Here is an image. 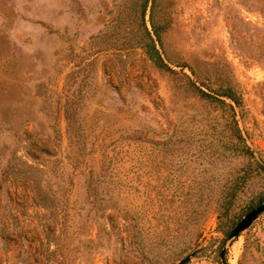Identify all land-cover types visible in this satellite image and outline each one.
<instances>
[{
    "label": "rangeland",
    "instance_id": "1",
    "mask_svg": "<svg viewBox=\"0 0 264 264\" xmlns=\"http://www.w3.org/2000/svg\"><path fill=\"white\" fill-rule=\"evenodd\" d=\"M141 2L0 0V174L19 177L47 220L41 257L5 264H177L198 247L184 264H264V212L231 240L217 230L241 140L264 162V0H154L174 75L136 46ZM174 62L209 85L226 76L240 114L189 92ZM64 94L82 99L67 130ZM263 192L255 173L230 220Z\"/></svg>",
    "mask_w": 264,
    "mask_h": 264
},
{
    "label": "trees",
    "instance_id": "2",
    "mask_svg": "<svg viewBox=\"0 0 264 264\" xmlns=\"http://www.w3.org/2000/svg\"><path fill=\"white\" fill-rule=\"evenodd\" d=\"M148 0H142L140 4V18L139 25L142 29V38L136 42V46L141 47L147 59L152 63L154 68L166 72L167 74H177V72L169 65L167 56L159 50L161 47V36L165 32L166 26L164 22H155L153 19L154 11V0H152L148 11V26L144 21V13L147 7ZM158 47H157V46ZM82 61L77 62L74 66L78 67ZM174 66L179 68H186L189 71V75L181 73L186 79V88L189 92L195 95L199 99L207 100L218 106H224L228 108L233 116L243 108V100L240 91L230 82L224 75H217L215 79L207 84L203 78L200 77L196 68L185 62H174ZM80 67H78L79 69ZM73 72V71H72ZM72 73H68L66 78L71 76ZM66 90L69 88L67 82L64 84ZM79 90L76 89V92ZM76 94V93H75ZM66 95L64 94L62 102L60 104L63 119L66 124V130L78 123V113L81 110L82 102L81 97L77 95ZM230 136L235 139H243L237 126L231 127ZM243 144L239 149V154L244 156L245 163L237 169L236 173L228 180L224 190H222L218 198V221L223 222L225 219L228 223L226 229L217 227V230L223 233L225 236L228 234L230 227L234 224V220H230L229 212L233 206L236 197L239 192L243 189L245 184L255 175V173H263L264 175V162L256 158L252 150L241 140ZM260 200H264V192L255 202L251 201L245 206L244 211L249 210L254 205L258 204ZM221 264H226L225 262Z\"/></svg>",
    "mask_w": 264,
    "mask_h": 264
},
{
    "label": "crops",
    "instance_id": "3",
    "mask_svg": "<svg viewBox=\"0 0 264 264\" xmlns=\"http://www.w3.org/2000/svg\"><path fill=\"white\" fill-rule=\"evenodd\" d=\"M16 178L0 174V264L13 256L35 260L47 243L44 208Z\"/></svg>",
    "mask_w": 264,
    "mask_h": 264
},
{
    "label": "water",
    "instance_id": "4",
    "mask_svg": "<svg viewBox=\"0 0 264 264\" xmlns=\"http://www.w3.org/2000/svg\"><path fill=\"white\" fill-rule=\"evenodd\" d=\"M262 212H264V200L258 203L257 205H255L254 207L250 208L246 213L243 214V216L239 218V220L229 230L226 236V241L231 240L232 238H236L238 234L244 231L245 229H247L251 225V223L256 219V217ZM199 249L200 247L195 248L194 250L186 254L183 258H181L177 262V264L186 263L189 260V258L193 256ZM223 253H224V247H222L219 252V256L221 258L223 257Z\"/></svg>",
    "mask_w": 264,
    "mask_h": 264
}]
</instances>
